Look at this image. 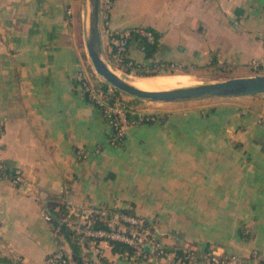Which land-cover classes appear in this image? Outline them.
Wrapping results in <instances>:
<instances>
[{
  "label": "crops",
  "instance_id": "crops-1",
  "mask_svg": "<svg viewBox=\"0 0 264 264\" xmlns=\"http://www.w3.org/2000/svg\"><path fill=\"white\" fill-rule=\"evenodd\" d=\"M69 4L0 0V241L22 264H45L59 247L73 264H203L173 258L185 245L221 247L264 264L263 111L236 117L221 104L206 116L153 109L162 119L134 125L122 146L110 145L100 110L73 79L78 30ZM100 22L156 34L149 58L139 41L128 44L143 69L264 74V0H114ZM234 139L240 149L230 146ZM16 176L28 185L14 184ZM57 202L129 209L153 225L170 254L130 262L105 241L101 256L88 254L82 240L75 254L46 218L47 204ZM0 264H9L4 254Z\"/></svg>",
  "mask_w": 264,
  "mask_h": 264
},
{
  "label": "built area",
  "instance_id": "built-area-1",
  "mask_svg": "<svg viewBox=\"0 0 264 264\" xmlns=\"http://www.w3.org/2000/svg\"><path fill=\"white\" fill-rule=\"evenodd\" d=\"M112 0H100V16L103 20L108 18ZM70 15V11H66ZM132 33H136L147 43H155V34L145 27H133L124 30H112L100 22V35L103 53L110 65L117 69L137 68L132 59L126 60L127 42ZM253 69H257L259 62L251 61ZM172 67V66H171ZM74 82L85 98L98 107L105 119L111 134L112 144L121 141L130 127L147 122H155L153 112L130 106L120 98L111 95V89H105L104 81L92 83L85 71L77 68L74 74ZM3 133L0 124V136ZM4 165L0 162V178L3 177ZM16 185H28V180L23 176L12 178ZM67 226L73 231L75 240L86 245L88 254L102 255L101 241L109 246L111 242H118L130 248L118 252V256L130 262L148 259H163L169 256L168 251L161 241L155 236L153 225L145 223V220L133 213L122 209L111 208L105 205L79 206V209L68 208ZM49 220V216H46ZM101 223L94 227L95 223ZM148 247V249L146 248ZM4 254L9 264H22L21 256L7 243L0 241V255ZM173 258L186 263L203 264H250L248 261L229 254L224 248L209 247L201 249L196 245H185L173 253ZM45 264H73L72 258L61 248L51 253L45 260Z\"/></svg>",
  "mask_w": 264,
  "mask_h": 264
},
{
  "label": "rangeland",
  "instance_id": "rangeland-1",
  "mask_svg": "<svg viewBox=\"0 0 264 264\" xmlns=\"http://www.w3.org/2000/svg\"><path fill=\"white\" fill-rule=\"evenodd\" d=\"M70 3L69 8L70 11L71 22L73 25L75 22L77 23L78 30V40L75 41V47L78 54V67L85 71L86 75L92 81V83H101L104 81L93 69L90 60L86 53L85 48V34L87 29L88 22V5L87 0H67ZM111 68L117 73V75L126 79L127 81H131L133 79H142L149 77H140L136 73L138 68L131 69L130 72H127L123 69H117L113 65ZM145 71H158V75H175L179 80V87H187L197 84H205L210 82H217L226 80L229 78H233V76L242 75L243 73H239L235 70L226 69L222 67H211V68H203V69H186V71L182 68H175L171 66L157 68L151 67L144 69ZM168 73V74H165ZM170 73V74H169ZM189 73V74H183ZM246 74H251L249 76H254L253 73L248 72ZM243 77V76H241ZM105 83V82H104ZM111 89V95L118 97L121 101L127 103L130 106H135L140 109H144L146 111L152 112L153 109H157L158 111H171L174 109H179L181 112L187 113H199L202 116H206L210 113L214 112V109L217 108V105H222L223 107H230L229 109H233L230 113L237 116L243 115L249 111H263L264 113V94L256 95V96H241V97H206V98H197L185 101H175V102H161V101H152L146 99H139L133 96H129L128 94L121 92L110 85L106 86L105 89ZM169 112H163L162 115H168ZM162 119L160 116L157 121ZM110 130V129H109ZM111 132V131H110ZM125 138V137H124ZM122 141H120L119 145L122 146ZM225 143V142H224ZM230 143V142H229ZM237 140L234 139L230 143V146L234 149H240V145L236 144ZM115 144V142H114ZM110 145L112 143L110 142ZM213 146H215L213 144ZM113 208V207H111ZM246 234V233H243Z\"/></svg>",
  "mask_w": 264,
  "mask_h": 264
},
{
  "label": "water",
  "instance_id": "water-1",
  "mask_svg": "<svg viewBox=\"0 0 264 264\" xmlns=\"http://www.w3.org/2000/svg\"><path fill=\"white\" fill-rule=\"evenodd\" d=\"M100 0H87L88 22L85 48L94 71L111 87L139 99L161 102L185 101L206 97H241L264 94V74L233 77L222 81L178 87L167 90L147 91L130 84L117 75L106 60L100 35ZM148 249V247H146ZM232 254L230 250H227Z\"/></svg>",
  "mask_w": 264,
  "mask_h": 264
},
{
  "label": "trees",
  "instance_id": "trees-1",
  "mask_svg": "<svg viewBox=\"0 0 264 264\" xmlns=\"http://www.w3.org/2000/svg\"><path fill=\"white\" fill-rule=\"evenodd\" d=\"M114 0H112L113 3ZM148 29V28H146ZM155 34V33H154ZM155 39H156V34H155ZM139 41L140 45L143 47V52L145 57L149 58L151 57L155 51H156V40L155 43L153 44H149L147 43L143 38H141L139 35H137L136 33H132V35L129 37L128 42H127V50H128V44L131 41ZM126 60L131 59L128 56V53L126 51V57H124ZM138 68V70L136 71V73L138 75H140V77H154L158 75V71H145L141 66H136ZM142 68V69H141ZM127 72H130L131 69L127 68L125 69ZM186 71V69H184ZM104 87L108 86V84L105 82ZM154 117L156 119L159 118V114L153 113ZM149 124H151L152 122H147ZM128 213H133L131 210L129 209H122ZM68 209L66 207V205L64 203H48L46 206V213L49 216V223L50 225L53 227V229H55L58 233L62 234L65 239L71 244L72 248H73V252L76 254L78 251V246L76 245V236L73 233V231H71L68 226H67V215H68ZM145 223L150 224V222L147 219H144ZM101 223L96 222L94 227H99L101 226ZM239 235L241 236V238H249L250 235L247 234H243L241 230H239ZM111 249L113 252H121L124 250H130V248L124 244L118 243V242H111ZM77 260V264H82L81 260L79 258L76 259Z\"/></svg>",
  "mask_w": 264,
  "mask_h": 264
},
{
  "label": "bare ground",
  "instance_id": "bare-ground-1",
  "mask_svg": "<svg viewBox=\"0 0 264 264\" xmlns=\"http://www.w3.org/2000/svg\"><path fill=\"white\" fill-rule=\"evenodd\" d=\"M129 83L147 91L167 90L179 87V80L175 75H157L149 78L133 79Z\"/></svg>",
  "mask_w": 264,
  "mask_h": 264
}]
</instances>
